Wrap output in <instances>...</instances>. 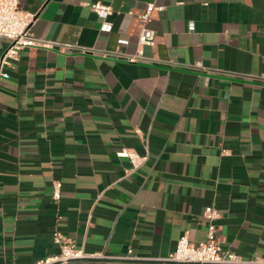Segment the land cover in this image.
Returning a JSON list of instances; mask_svg holds the SVG:
<instances>
[{
	"label": "crops",
	"instance_id": "0c3cea01",
	"mask_svg": "<svg viewBox=\"0 0 264 264\" xmlns=\"http://www.w3.org/2000/svg\"><path fill=\"white\" fill-rule=\"evenodd\" d=\"M149 1L20 0L37 37L94 52L26 49L0 79V264L58 254L55 231L97 264H172L207 207L224 249L264 257V84L242 79L264 74V0H160L155 61L103 57L137 51ZM123 147L148 161L130 172Z\"/></svg>",
	"mask_w": 264,
	"mask_h": 264
},
{
	"label": "built area",
	"instance_id": "2783aa9c",
	"mask_svg": "<svg viewBox=\"0 0 264 264\" xmlns=\"http://www.w3.org/2000/svg\"><path fill=\"white\" fill-rule=\"evenodd\" d=\"M160 0H150L138 15L140 31L138 36V47L134 54L121 52H104L102 56L112 59H125L129 63L154 62L155 59L144 55L145 47L155 45L156 33L150 27L152 16L161 12L164 7L159 4ZM20 0H0V38L8 40L9 46L0 59V79H9L10 75L6 69L12 68L19 60V55L26 49H43L68 54L71 52L93 53V49L76 44L51 41L37 37L32 28L37 16L33 13L22 11L19 8ZM92 12L99 18L106 19L112 14V7L103 3L90 5ZM195 69H203L201 63L194 66ZM242 79L264 84V74L244 76ZM119 158L128 159L130 172L137 171L145 162L148 155H140L133 149L123 147L118 153ZM53 199L58 202L62 198V183L55 182L52 192ZM204 217L208 222L207 236L205 241L194 243L189 236L183 235L177 242L176 249L167 259L172 264H264V257H254L250 261H244L234 252L224 249L218 239L217 221L220 212L214 207H207ZM53 243L59 249V253L46 257L35 264H97L107 259L103 254L87 253L76 243L60 231L53 233Z\"/></svg>",
	"mask_w": 264,
	"mask_h": 264
}]
</instances>
